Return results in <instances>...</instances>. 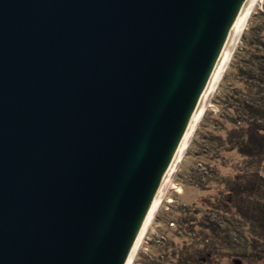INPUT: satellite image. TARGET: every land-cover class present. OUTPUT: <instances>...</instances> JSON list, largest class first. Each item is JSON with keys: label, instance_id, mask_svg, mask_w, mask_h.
<instances>
[{"label": "water", "instance_id": "95a60500", "mask_svg": "<svg viewBox=\"0 0 264 264\" xmlns=\"http://www.w3.org/2000/svg\"><path fill=\"white\" fill-rule=\"evenodd\" d=\"M248 0H0V264H127Z\"/></svg>", "mask_w": 264, "mask_h": 264}, {"label": "trees", "instance_id": "16d2710c", "mask_svg": "<svg viewBox=\"0 0 264 264\" xmlns=\"http://www.w3.org/2000/svg\"><path fill=\"white\" fill-rule=\"evenodd\" d=\"M260 14L263 25L253 24L248 30H244L241 36V44L234 51L219 85L227 89L226 94L221 96L226 108L220 114L214 115L213 118L216 123L213 125L215 129V125L220 124L221 130L225 131V136L215 134L205 138L214 143L213 151H215L216 156L220 155L221 150H237L242 157L250 158L258 165L264 163V9ZM209 122L205 115L202 125L206 126ZM261 169L260 166L247 167L246 169L240 167L237 169V176L227 178L224 182L218 174L216 181L222 182L224 186L219 190L220 193L215 198V202L211 201V203L216 204L218 211L223 208L226 213L225 216L223 215L224 220L243 238L246 244L244 245L245 256H249V259L252 257V259L264 260V250H260L258 253L257 247L254 246V242L264 239L260 234L264 232V225H256L246 218L249 214L250 217L252 215L255 220L264 224V173ZM197 176L192 177L191 183L200 189L208 188V182H211L212 179L202 181ZM232 207H236L234 212L231 210ZM230 211L233 217L241 215L244 223L239 225L236 220L227 217L226 215ZM157 216L163 217L160 213ZM181 220V222L178 221L179 224L185 223L187 219L182 218ZM171 221L173 222V220ZM248 223L252 227L249 234L242 233L239 227H245ZM205 227L212 232L214 231V234L211 233L209 237L204 238L206 247L202 248L198 245L201 242H194L193 240L187 244L185 250L177 249L173 252L176 256L178 255V258L172 259L170 264H193L200 261L202 257L205 260L206 256L215 250L229 251L234 248L235 244L230 234L235 235L229 229L228 232H222ZM181 228L183 229L182 225ZM210 238H212L211 241ZM262 247L264 246L262 245ZM202 251L206 254L200 257L199 253Z\"/></svg>", "mask_w": 264, "mask_h": 264}, {"label": "rangeland", "instance_id": "374dc122", "mask_svg": "<svg viewBox=\"0 0 264 264\" xmlns=\"http://www.w3.org/2000/svg\"><path fill=\"white\" fill-rule=\"evenodd\" d=\"M263 9L264 0H260L249 19L246 30L253 24L263 25V19L260 14L263 12ZM239 44H241V39ZM219 85L203 115V117L206 115V119L210 122L205 126L202 125L203 117L199 121L186 153L173 177V187L163 197L152 223L144 236L142 245L138 249L137 255L131 264H170L169 262L172 263V259L178 258V255L176 256L173 252L177 251V249L185 250L187 244H190L193 240L194 242H201L198 245L205 248L206 241H204V238L209 237V234L214 232L205 226L210 227L212 230H220L222 232H228L229 229L235 235L232 236L230 234L233 237L232 241L235 245L231 249L232 251H225L223 249L220 251L215 250L209 256H206L207 258L205 260L202 256H205L204 254L206 252L204 253L202 251L199 253V256L202 257L201 260L193 264H264V260L262 259L255 258V260L252 257L249 259V256H245L244 252L246 250L244 245L246 244L243 238L224 220L223 215L226 213L223 208L218 211L216 204L211 203V201L215 202V198L220 193L219 190L224 186L222 182L216 181L218 174L224 182L227 178L237 176V169H240V167L246 169L247 167L260 166V169L262 167V173H264V163L258 165L250 158L242 157L237 150H221L220 155L216 156L215 151H213L214 143L212 140L205 139L215 134L217 136L218 134L225 136V131L223 129L221 130L220 124H216L215 129L213 125V123H216L213 118L214 115L220 114L226 108V104L221 96L226 94L227 89ZM195 175H198L197 178H200L202 181L212 179L211 182H208V188L200 189L193 185L191 179ZM235 209L236 207H232L231 210L234 212ZM158 213L163 217L159 218L157 216ZM227 214V217L236 220L239 225L244 223L241 215L233 217L231 216V211ZM182 218H186L187 220L185 223L182 222V224H179L178 221L181 222ZM246 218L256 223V225H264L262 224L263 222L255 220L252 215L250 217L248 214ZM250 228L252 227L249 223L245 227H239L242 233L244 232L245 234H249ZM260 234L264 238V232ZM194 237L195 239H193ZM251 241L254 242L253 240ZM175 244L176 247H174ZM262 245L264 246V239L263 241L254 242L258 253L260 250H264Z\"/></svg>", "mask_w": 264, "mask_h": 264}, {"label": "bare ground", "instance_id": "6f19581e", "mask_svg": "<svg viewBox=\"0 0 264 264\" xmlns=\"http://www.w3.org/2000/svg\"><path fill=\"white\" fill-rule=\"evenodd\" d=\"M259 1L260 0H248V3L244 9V12H243L240 20H239V23L235 29V32L231 38V41H230V43L226 49V52L222 58V61L218 67V70H217V72H216V74H215V76H214V78H213V80H212V82H211V84L207 90V93H206V95H205L194 119H193V122H192L186 136H185V139H184V141H183V143H182V145H181V147L177 153V156L174 159V162L172 163L171 167L169 168V171L167 172V175H166V177L162 183V186H161L159 193H158V195L154 201V204H153V206L149 212V215H148V217H147V219L143 225L141 233H140V235L136 241L134 250H133L131 257H130L127 264L133 263L136 255H137L138 249L142 245L144 236H145L148 228L150 227V225L152 223L154 215H155L163 197L168 192V190L171 187H173V177L175 175L177 167L179 166L184 154L186 153L187 147H188L190 141L192 140L194 131H195L199 121L203 117L206 108L210 104V101H211L214 93L216 92L217 87L220 84L226 69L228 68V66L230 64L231 58L234 54V51L236 50L238 43L240 42L241 36H242L244 30L246 29L247 24L249 22V19H250L252 13L254 12V9L256 8V5Z\"/></svg>", "mask_w": 264, "mask_h": 264}]
</instances>
